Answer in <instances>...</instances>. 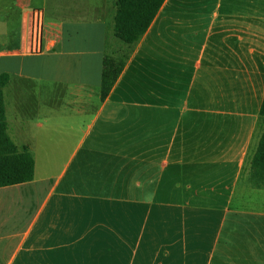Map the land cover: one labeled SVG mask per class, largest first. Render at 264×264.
<instances>
[{
	"label": "crops",
	"instance_id": "0c3cea01",
	"mask_svg": "<svg viewBox=\"0 0 264 264\" xmlns=\"http://www.w3.org/2000/svg\"><path fill=\"white\" fill-rule=\"evenodd\" d=\"M116 1L0 0L8 132L35 159L0 188V264H264V0H165L133 46Z\"/></svg>",
	"mask_w": 264,
	"mask_h": 264
},
{
	"label": "trees",
	"instance_id": "16d2710c",
	"mask_svg": "<svg viewBox=\"0 0 264 264\" xmlns=\"http://www.w3.org/2000/svg\"><path fill=\"white\" fill-rule=\"evenodd\" d=\"M165 0H117L114 35L125 45L133 46L147 32ZM127 57H106L102 94L105 99L117 82ZM8 74L0 75V188L28 183L35 178V159L28 146L18 147L8 132L4 88ZM263 134L252 158L250 181L253 187L264 186V103L261 109Z\"/></svg>",
	"mask_w": 264,
	"mask_h": 264
}]
</instances>
